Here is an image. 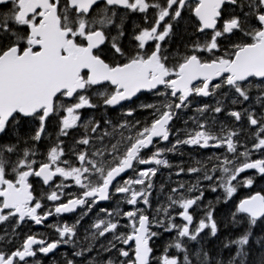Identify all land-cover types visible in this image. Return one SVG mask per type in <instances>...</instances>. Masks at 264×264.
Wrapping results in <instances>:
<instances>
[{"label": "snow or ice", "instance_id": "snow-or-ice-1", "mask_svg": "<svg viewBox=\"0 0 264 264\" xmlns=\"http://www.w3.org/2000/svg\"><path fill=\"white\" fill-rule=\"evenodd\" d=\"M0 264H264V0H0Z\"/></svg>", "mask_w": 264, "mask_h": 264}, {"label": "flooded vegetation", "instance_id": "flooded-vegetation-1", "mask_svg": "<svg viewBox=\"0 0 264 264\" xmlns=\"http://www.w3.org/2000/svg\"><path fill=\"white\" fill-rule=\"evenodd\" d=\"M179 157H177V158H174V162H178L179 161ZM186 159V158H185ZM61 251H69L70 252V250L69 249H61Z\"/></svg>", "mask_w": 264, "mask_h": 264}]
</instances>
